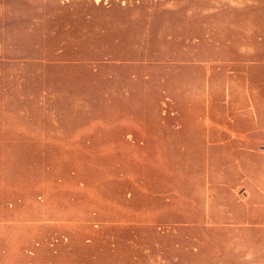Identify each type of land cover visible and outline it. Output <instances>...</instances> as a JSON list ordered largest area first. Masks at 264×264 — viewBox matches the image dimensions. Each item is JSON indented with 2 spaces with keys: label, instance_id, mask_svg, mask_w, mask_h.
I'll return each instance as SVG.
<instances>
[{
  "label": "rangeland",
  "instance_id": "374dc122",
  "mask_svg": "<svg viewBox=\"0 0 264 264\" xmlns=\"http://www.w3.org/2000/svg\"><path fill=\"white\" fill-rule=\"evenodd\" d=\"M0 264H264V0H0Z\"/></svg>",
  "mask_w": 264,
  "mask_h": 264
}]
</instances>
